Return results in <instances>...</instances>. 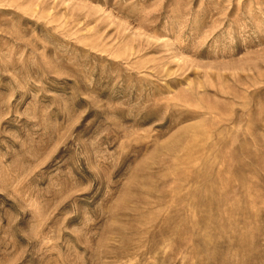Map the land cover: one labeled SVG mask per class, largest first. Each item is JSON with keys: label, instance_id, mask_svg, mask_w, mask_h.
<instances>
[{"label": "rangeland", "instance_id": "rangeland-1", "mask_svg": "<svg viewBox=\"0 0 264 264\" xmlns=\"http://www.w3.org/2000/svg\"><path fill=\"white\" fill-rule=\"evenodd\" d=\"M0 264H264V0H0Z\"/></svg>", "mask_w": 264, "mask_h": 264}]
</instances>
